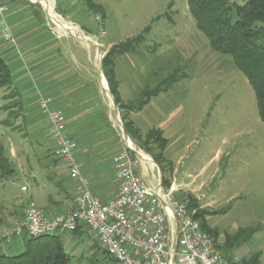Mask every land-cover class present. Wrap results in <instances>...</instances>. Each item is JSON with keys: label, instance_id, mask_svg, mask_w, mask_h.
<instances>
[{"label": "rangeland", "instance_id": "374dc122", "mask_svg": "<svg viewBox=\"0 0 264 264\" xmlns=\"http://www.w3.org/2000/svg\"><path fill=\"white\" fill-rule=\"evenodd\" d=\"M4 1L8 8L6 25L14 33L15 42L4 41L0 33V59L10 78L9 87L0 88V136L4 155L15 173L0 182V254L15 256L24 251L28 234L9 237L8 241L3 237L19 223L23 211L25 214L27 193L21 192L20 187L32 185L27 164L40 169L37 145L41 144L44 150L51 147L43 117H14L16 109L3 107L17 98L3 97L16 93L27 103L32 96L30 69L39 62L46 67L56 66L58 54L64 56V44L67 56L83 57L84 70L99 71L101 57L97 56L96 47L87 46L76 37L84 35L100 43L104 51L143 36L133 54L115 59L121 95L136 102L145 91L164 81L169 86L130 120L142 135L152 128L162 129L168 140L164 155L176 168L177 177L195 190L198 209L217 212L206 218L207 224L220 233L217 243L224 241L223 233L231 236L239 230L252 231L232 246L230 259L244 264L258 254V261L264 264V124L246 78L231 57L212 49L190 16L187 0H93L103 9L104 19L100 12L86 11L81 0H34L33 5L26 0ZM50 14L58 25L70 26L69 31L76 37L70 32H61L67 37L58 39L51 36L50 26L56 31L58 28ZM76 25L83 29L82 33ZM6 119L12 127L5 125ZM124 142L134 155L141 153L148 159L136 155V172L140 164L156 170L151 156L139 143L129 136ZM12 147L20 154L26 152L27 160L21 159L18 164L11 155ZM143 180L156 183V178ZM182 193V198L188 195ZM55 234L62 241L69 264H112L94 234Z\"/></svg>", "mask_w": 264, "mask_h": 264}, {"label": "built area", "instance_id": "2783aa9c", "mask_svg": "<svg viewBox=\"0 0 264 264\" xmlns=\"http://www.w3.org/2000/svg\"><path fill=\"white\" fill-rule=\"evenodd\" d=\"M0 0V18L7 12ZM54 156L66 166L74 185V209L48 216L27 200L23 219L3 239L28 234L38 237L56 232L94 234L112 264H232L222 256L209 234L172 186L150 188L136 172L138 161L129 149L111 159L117 191L102 202L90 190L75 156L76 143L68 136L63 114L40 96ZM134 157L132 156V154ZM25 191V188H21Z\"/></svg>", "mask_w": 264, "mask_h": 264}, {"label": "crops", "instance_id": "0c3cea01", "mask_svg": "<svg viewBox=\"0 0 264 264\" xmlns=\"http://www.w3.org/2000/svg\"><path fill=\"white\" fill-rule=\"evenodd\" d=\"M26 2L30 5L34 4V0H26ZM50 13L52 14V12ZM61 17L63 18V16ZM52 23L58 28V31H56L51 25L50 35L55 36L57 39L59 37H67V35L61 34V32L66 33L70 32L69 30H72L70 26L68 27L64 25V22L63 25H58L59 22L56 23L52 19ZM66 24L68 25V23ZM76 26L79 31H83L81 27L78 25ZM0 33L3 34L2 36L4 41L15 42L14 33L11 32L6 25L5 16L4 18H0ZM70 34L76 37L71 32ZM84 34L89 36L88 33L84 32ZM82 37L85 36L82 35L80 37H76V39L81 40L87 46H95L97 56H99L97 51L98 48L100 53H103V56L110 49V47H108L106 50L101 51L100 43L97 44L87 37H85L87 40H84ZM88 42H91V44ZM63 53L64 56L61 53H59L60 55L58 54L59 61L56 66L46 67L44 62L42 64L37 62L38 64L30 69L32 80L29 83V87L31 88L32 96L27 98V103H24V101H22V97H20L21 103L19 110L21 113L19 114L23 119L27 116L29 117L27 119L31 120H38L43 117L44 120L42 122L44 130L49 134L48 125L44 116H42V114H40L41 116L36 114V111H40V96L48 99L52 107L60 110L64 117L66 132L76 143L75 156L80 165L81 174L88 179L91 192L102 202H108L113 198L117 191V182L114 178L111 159L120 150L130 149L124 142V130L119 116V110L114 102V105L117 108V116L114 111L113 102L108 94V92H110L108 84L102 72V59L99 61V71L84 70V60L82 56H67L66 44L63 45ZM115 59L114 75L115 80L118 83V97L120 102L124 104L134 103L125 100L119 91V81L117 80L115 72ZM85 62L89 63V60H86ZM144 107L136 113H131L129 118L132 119L133 117H136V115L140 113ZM152 129L159 131L163 136L162 129ZM149 130H147V132ZM163 138L166 140L168 145V140L164 136ZM36 148H38L37 151H39L36 154H38L37 160L40 169L37 171L32 164H27L26 171L29 175H31L32 185H22L20 187V191L27 193L26 200L34 202L35 205L48 216L58 215L74 209V185L69 178L66 166L54 156L52 142L51 147L45 150L42 148L41 144L37 145ZM21 153L22 154H20V152L18 153L15 147H12L11 155L16 159L18 164L21 162V159L26 161L28 158V154L26 152ZM168 161L172 164L170 160ZM154 165L156 170L146 168L140 164L139 172L137 171V173L142 177V179H144V177L156 178V183L154 185L149 183V181H145L150 188L156 190L159 186L161 173L158 166L155 163ZM23 167L24 165H21V168ZM13 171L15 173L14 168ZM170 186L175 188L177 196H183L182 192L188 194L191 193L195 199L198 200L194 193L195 190L191 188L189 184H184L180 177H177V170L173 164ZM21 188H25V191H22ZM23 217L24 211L18 221L20 222ZM83 233L88 232L81 230L78 235Z\"/></svg>", "mask_w": 264, "mask_h": 264}, {"label": "trees", "instance_id": "16d2710c", "mask_svg": "<svg viewBox=\"0 0 264 264\" xmlns=\"http://www.w3.org/2000/svg\"><path fill=\"white\" fill-rule=\"evenodd\" d=\"M81 1L86 11L95 14L100 12L104 19L103 9L95 5L93 0ZM187 7L197 28L208 39L212 49L231 57L235 67L246 78L254 93L259 119L264 124V0H187ZM143 39V36H138L130 42L111 46L102 58V72L119 110L124 132L151 156L160 170L162 188L166 190L170 187L172 173V164L164 157L167 142L157 130L152 129L142 135L129 116L140 111L151 98L165 92L169 82L164 81L152 90L145 91L134 103L124 104L118 97V83L114 75V59L120 55L133 54ZM9 85V72L0 59V88H8ZM12 95L17 100H13L3 108L16 109L14 115L16 117L19 115V95L11 93L3 98H11ZM3 122L11 126L9 119ZM131 154L134 157L133 153ZM13 173L12 164L4 155L0 136V182L8 180ZM176 198L186 205L189 212L194 211L193 217L199 221L201 230L210 235L224 259L235 264L229 257V251L233 245L240 242V238L245 233L250 234L252 231L239 230L231 236L223 233L224 245L220 242L222 246L217 243V240L221 239L219 231L209 227L206 221L208 216L217 212L198 209L197 200L189 194L185 198L176 195ZM224 212L225 210L222 211ZM78 233L79 231L73 232V234ZM257 257L258 254L252 255L244 264H260ZM0 264H69V257L63 250L60 237L53 233L30 237L24 243V251L18 255L0 254Z\"/></svg>", "mask_w": 264, "mask_h": 264}, {"label": "water", "instance_id": "95a60500", "mask_svg": "<svg viewBox=\"0 0 264 264\" xmlns=\"http://www.w3.org/2000/svg\"><path fill=\"white\" fill-rule=\"evenodd\" d=\"M89 44H91V42H88ZM98 55L101 57V59H102V55H101V53H100V50H99V48H98ZM100 66H101V63H100ZM108 94H109V96H110V98H111V100H112V102H113V105H114V101H113V98H112V95H111V93L110 92H108ZM114 111H115V113L117 114V108H116V106L114 105ZM117 116H118V114H117ZM123 136H124V138L125 139H127V136H126V134L123 132ZM138 157H139V155L138 154H136ZM160 178H161V175H160ZM160 178H159V180H160ZM159 185L161 186V180L159 181Z\"/></svg>", "mask_w": 264, "mask_h": 264}, {"label": "bare ground", "instance_id": "6f19581e", "mask_svg": "<svg viewBox=\"0 0 264 264\" xmlns=\"http://www.w3.org/2000/svg\"><path fill=\"white\" fill-rule=\"evenodd\" d=\"M47 1H48V0H47ZM52 19H53L54 22H56V23L58 22V21L56 20V17L52 16ZM52 19H51V20H52ZM59 21H60V20H59ZM68 30H69V29H68ZM82 38H84V40H87V38H85V37H82ZM139 156H140L142 159H147L146 156L143 155V154H141V153L139 154ZM147 160H148V159H147ZM144 161H145V160H144Z\"/></svg>", "mask_w": 264, "mask_h": 264}]
</instances>
